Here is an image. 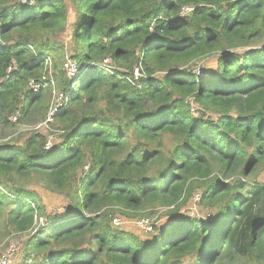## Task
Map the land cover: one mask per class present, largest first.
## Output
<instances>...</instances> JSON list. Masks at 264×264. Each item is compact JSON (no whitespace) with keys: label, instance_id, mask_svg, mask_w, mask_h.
<instances>
[{"label":"trees","instance_id":"1","mask_svg":"<svg viewBox=\"0 0 264 264\" xmlns=\"http://www.w3.org/2000/svg\"><path fill=\"white\" fill-rule=\"evenodd\" d=\"M21 1L0 0V128L17 111L45 114L44 90L27 85L48 60L68 101L49 147L37 129L0 146V232L3 222L26 233L36 217L52 219L19 264H264V184L246 181L264 164V0ZM71 9L75 80L62 47L34 38L64 31ZM208 56L200 74L189 65ZM105 58L120 70L101 67ZM14 175L66 194L68 208L48 216ZM197 181L211 216L181 215L146 240L101 213L175 207Z\"/></svg>","mask_w":264,"mask_h":264},{"label":"rangeland","instance_id":"2","mask_svg":"<svg viewBox=\"0 0 264 264\" xmlns=\"http://www.w3.org/2000/svg\"><path fill=\"white\" fill-rule=\"evenodd\" d=\"M24 1V0H23ZM21 1V2H23ZM33 0H29L28 3L32 5ZM75 22V11L73 9L70 10V19L66 23V28L64 31L57 32L55 34L46 35L45 37L41 35H35L34 38L37 41L41 39H46L50 42H55L57 45L62 47L61 53L63 63V68L68 72L72 61L74 60L72 55L74 54V44L71 41V31L73 29V25ZM46 64V74L42 75L49 79L51 87L54 85L55 88L59 91L56 86V81L52 75V63L50 60ZM212 59L210 56L201 57L199 59H195L189 62V65L194 69L198 74L201 73L202 67H207L211 65ZM157 75H160L158 73ZM41 76V77H42ZM79 76V75H78ZM78 76L76 78H78ZM75 78V79H76ZM74 79V80H75ZM48 81V82H49ZM75 86V85H74ZM50 89V87H46ZM43 89V96L45 98L46 104L48 103L47 113H42L39 110L31 109L28 114L22 116L20 111H17L16 121H10L8 117L13 114H9L7 116L8 121L2 124L0 128V146H15L20 145L24 142L26 138L30 135V132L37 129L41 133L47 136L49 141L46 147L51 145V142L54 141L56 132L51 129V124L53 120H47V114L50 107L54 104L55 98L52 93H49L47 90ZM51 92V90H50ZM60 92V91H59ZM191 102V113L198 114L197 105L193 102L192 98H189ZM5 112H2V116ZM14 114V115H15ZM214 116V115H210ZM88 168V165L84 166V170ZM15 179L19 183L18 187L24 188L25 190L34 191L36 193V197L39 199L41 205L44 207V212L47 213L48 216H58L61 215L68 208L70 200L69 196L66 194H59L54 191L49 190L44 187V184L41 180L37 178H28L21 177L18 175H14ZM234 177V176H233ZM2 179V178H1ZM7 177L3 178L2 181ZM235 179V177H234ZM246 181L251 184H264V164L256 168V170L247 177ZM194 190L192 191V195L186 201L182 202L178 206H163L156 205L155 207H149L145 210L133 211V210H124L120 212V208H110V209H101V213L107 212L109 214V218L111 217V226L113 228L122 229L129 231L136 235L138 239H148L155 235L156 230L160 227L167 225L170 221L180 217L181 215H186L191 218H197L199 220H205L207 216H211V212L206 207L198 204L200 194L203 191L202 181H197L193 185ZM116 212V213H115ZM115 213V215H114ZM142 218H149L152 225L154 226L151 231H145L138 225V221ZM115 220V222H114ZM52 222V219H47L46 217H36L35 218V229L33 231H28L26 233H18L13 229L6 227L5 222L2 223L1 232H0V259L6 253V250L10 245H13L15 249L13 250V254L11 256V262L9 264H19L24 256V244L36 231H41L48 228L49 223ZM47 225V226H46ZM31 256V254H30Z\"/></svg>","mask_w":264,"mask_h":264},{"label":"built area","instance_id":"3","mask_svg":"<svg viewBox=\"0 0 264 264\" xmlns=\"http://www.w3.org/2000/svg\"><path fill=\"white\" fill-rule=\"evenodd\" d=\"M192 10H193V7L190 5L183 6L179 12V18L184 17L186 14H188ZM100 66L108 70L110 73L120 70L112 63L111 59L109 58H105L100 63ZM10 69L11 68L9 67L8 71H10ZM79 71H80V68L77 66L76 61L73 60L67 72L68 78L71 80H74L79 75ZM131 74H132V78H129V80L132 83H135L136 85L139 86V83H140L139 79L143 77L141 66H135ZM48 81H49L48 78H46L45 76H42L39 80L31 79L28 82L27 86H28V89L32 91L33 93L38 92L40 89L50 87L52 95L56 98H55L54 104L50 107L48 114H47V120L49 121V120H53V117L58 112V110L66 104V102L68 101V95L63 94L62 92H59L55 88L54 85L51 87L50 81L49 82ZM8 119L13 122L16 121L15 120L16 114L11 115L10 117H8ZM137 223L145 231H151L153 229V225L149 218H142ZM14 249L15 247H13V245H10L8 247V249L6 250V253L0 259V264H9L11 262V256L13 254Z\"/></svg>","mask_w":264,"mask_h":264}]
</instances>
